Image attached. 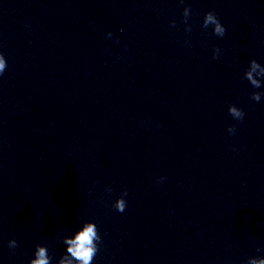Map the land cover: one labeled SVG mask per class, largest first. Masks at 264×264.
I'll use <instances>...</instances> for the list:
<instances>
[{"label": "clouds", "instance_id": "clouds-1", "mask_svg": "<svg viewBox=\"0 0 264 264\" xmlns=\"http://www.w3.org/2000/svg\"><path fill=\"white\" fill-rule=\"evenodd\" d=\"M190 15V8L185 7L183 10L184 23L187 25L188 17ZM175 22H173V26ZM213 26V33L217 36L223 37L225 35V28L220 23L216 14L212 11L206 12L204 15L202 27L207 29L209 26ZM186 31H191L190 26L186 27ZM108 35H111L109 33ZM219 49L214 51L213 58H216L219 53ZM6 69V60L3 54H0V75L4 73ZM245 78L250 82L253 88L261 87V78H264V67H262L255 59L250 61L249 68L244 73ZM262 93L252 92L251 99L259 102ZM229 114L238 120H242L244 112L237 108L235 105H229ZM228 131L234 133L236 131L234 126H230ZM123 195H127L125 191ZM114 207L119 212H124L126 208V201L123 197L116 200ZM101 237L98 233V229L95 223L85 222L78 231L71 237H64L63 243L66 247V254H64L58 261V264H92L94 257L98 251V242ZM10 248L17 247L16 240H10L8 242ZM35 258L31 259L29 264H51V257L48 255V249L46 246L36 245ZM247 264H264V258H252L250 257Z\"/></svg>", "mask_w": 264, "mask_h": 264}]
</instances>
